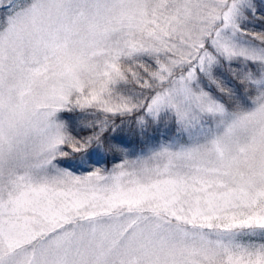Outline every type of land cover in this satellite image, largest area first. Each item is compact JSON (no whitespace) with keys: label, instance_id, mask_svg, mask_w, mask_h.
I'll return each instance as SVG.
<instances>
[{"label":"snow or ice","instance_id":"obj_1","mask_svg":"<svg viewBox=\"0 0 264 264\" xmlns=\"http://www.w3.org/2000/svg\"><path fill=\"white\" fill-rule=\"evenodd\" d=\"M0 264H264V0H0Z\"/></svg>","mask_w":264,"mask_h":264}]
</instances>
